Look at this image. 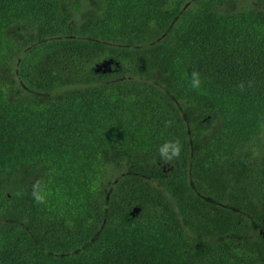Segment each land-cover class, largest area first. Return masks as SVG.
Returning <instances> with one entry per match:
<instances>
[{
	"label": "trees",
	"instance_id": "1",
	"mask_svg": "<svg viewBox=\"0 0 264 264\" xmlns=\"http://www.w3.org/2000/svg\"><path fill=\"white\" fill-rule=\"evenodd\" d=\"M263 218L264 0H0V264H264Z\"/></svg>",
	"mask_w": 264,
	"mask_h": 264
},
{
	"label": "flooded vegetation",
	"instance_id": "2",
	"mask_svg": "<svg viewBox=\"0 0 264 264\" xmlns=\"http://www.w3.org/2000/svg\"><path fill=\"white\" fill-rule=\"evenodd\" d=\"M90 2L95 3V0H90ZM105 59H111V58H105ZM111 66H114V69H113L114 71L111 69ZM119 66H120L119 63L113 60V63L110 65L109 72H112L111 73L112 75L119 74L120 78L130 77L132 75L133 72L129 70L124 63L123 65H121L120 68ZM161 170L162 172L156 171L155 178L151 181V183L155 187L154 194L157 196L158 200H160L158 189L163 187L161 184V181L164 179L163 177H161V175L163 174L167 177L172 172L173 167L170 165H162ZM193 171H194V168L191 167L190 173H192ZM134 173L137 175L136 171H134ZM140 174H142V177H145V174L143 172L139 173V175ZM249 175H250V172L246 174V176H249ZM213 179L215 180V183H219L221 181V172H219L218 175L213 176ZM193 192L198 197H200L202 200L207 202V208L211 210L212 212L211 216L213 218L216 217V222H217L215 226L214 225L209 226L208 221H207L208 213L206 212V214L202 213L204 224L200 223L199 225H197V227H190L188 229V238H189L188 240H189L190 246L193 249L192 251L195 253L200 248L204 250L207 246H209L210 243H214V242L218 243L219 241L224 239L223 236H221L220 234L223 230L221 213L223 212L225 208H228L229 210H232V211H234L235 209L232 206L225 203L223 198H220L219 196L202 195L196 189H193ZM237 207L239 208L240 206H237ZM136 208H140V207L132 206V208L128 212V219L132 220L140 216L142 210H140L139 213H134V209ZM245 217L250 221L254 220L249 214H246ZM255 228H259L262 231L261 233H258V232L256 233L264 236V231H263L264 230V218L256 222ZM213 231L214 233H216V235L210 236V232H213Z\"/></svg>",
	"mask_w": 264,
	"mask_h": 264
},
{
	"label": "clouds",
	"instance_id": "3",
	"mask_svg": "<svg viewBox=\"0 0 264 264\" xmlns=\"http://www.w3.org/2000/svg\"><path fill=\"white\" fill-rule=\"evenodd\" d=\"M107 61H112V63H113L112 59L107 60ZM107 61H105V62H107ZM120 67H121V65L119 66V68ZM126 67L129 70H131L129 66L126 65ZM102 68H104V70L106 69V67H102ZM100 73H104V72H100ZM132 75H133V73H132ZM126 78L127 77L120 78V79L125 80ZM201 82L202 81H201L200 73L197 71H193L191 74V81H190L191 87L194 89H198L201 86ZM182 148H183V145L179 139H169V140L164 141L161 145L158 146V152H159L161 158L167 162V161H171L173 158L179 157L181 155ZM36 189H37L35 192L36 200L37 201H43L45 199V193L41 190V187L39 184L36 186Z\"/></svg>",
	"mask_w": 264,
	"mask_h": 264
},
{
	"label": "water",
	"instance_id": "4",
	"mask_svg": "<svg viewBox=\"0 0 264 264\" xmlns=\"http://www.w3.org/2000/svg\"><path fill=\"white\" fill-rule=\"evenodd\" d=\"M112 61H107L105 63H103L102 67H106L105 70H102V67L98 68V67H95L96 71L98 72H104L106 73L107 72V69L109 67V65H111ZM141 210V208H136L134 209V213H139V211Z\"/></svg>",
	"mask_w": 264,
	"mask_h": 264
},
{
	"label": "rangeland",
	"instance_id": "5",
	"mask_svg": "<svg viewBox=\"0 0 264 264\" xmlns=\"http://www.w3.org/2000/svg\"><path fill=\"white\" fill-rule=\"evenodd\" d=\"M103 65V64H102Z\"/></svg>",
	"mask_w": 264,
	"mask_h": 264
}]
</instances>
